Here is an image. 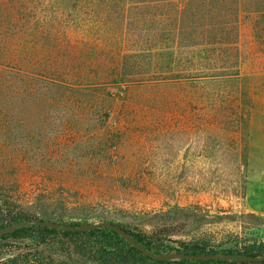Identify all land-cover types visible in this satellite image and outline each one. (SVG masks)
Instances as JSON below:
<instances>
[{
    "label": "rangeland",
    "instance_id": "obj_1",
    "mask_svg": "<svg viewBox=\"0 0 264 264\" xmlns=\"http://www.w3.org/2000/svg\"><path fill=\"white\" fill-rule=\"evenodd\" d=\"M243 18L240 100L183 78L45 96L23 72L25 39L7 37L4 19L0 196L66 225L106 217L169 242L264 241V12Z\"/></svg>",
    "mask_w": 264,
    "mask_h": 264
},
{
    "label": "trees",
    "instance_id": "obj_2",
    "mask_svg": "<svg viewBox=\"0 0 264 264\" xmlns=\"http://www.w3.org/2000/svg\"><path fill=\"white\" fill-rule=\"evenodd\" d=\"M70 1L56 0V8L47 11L42 0H0V29L5 19L7 37L8 31L12 38L23 36L27 52L23 72L38 79L45 96L56 89L107 92L111 85L183 78L211 84L210 92L221 98H245L242 20L250 9L264 12V0H72V6ZM45 12L50 15L44 17ZM64 17L70 18L68 27H75V34L62 29ZM56 57L64 62L54 63ZM38 59L39 64L33 63ZM3 75L0 69V79ZM104 101L100 103L105 106ZM56 218L44 209L38 212L0 196V231L31 220L60 223ZM99 222L113 223L106 217ZM116 225L149 254L103 226L63 231L33 225L0 236V256L20 251L0 264H264V260L155 258L166 254L260 258L264 241L255 238L241 244L237 239L227 248L232 242H169L161 232L148 234Z\"/></svg>",
    "mask_w": 264,
    "mask_h": 264
},
{
    "label": "water",
    "instance_id": "obj_3",
    "mask_svg": "<svg viewBox=\"0 0 264 264\" xmlns=\"http://www.w3.org/2000/svg\"><path fill=\"white\" fill-rule=\"evenodd\" d=\"M33 225L45 226V227L55 228V229L63 230V231H86V230H92V229H95L97 227L103 226V227H106L110 230H113V231L119 233L120 235L125 237L132 245L139 248L143 252L149 254L148 252L145 251V249L140 244H138L136 241H134L128 235V233L125 230H123L118 225L113 224V223H109V222L87 224V225H83L81 227H75V226H70V225L51 222V221L31 220V221L20 222L18 224H14L8 228H5L4 230L0 231V236L5 235L7 233H10L12 231H15L19 228L26 227V226H33ZM19 252L20 251H14V252H11V253H8L5 255H1L0 260H4V259L10 258V257H14ZM173 257H183V258H187V259H191V260H204V259H229V260H246V261H263L264 260V256L260 257V258H258V257L245 258V257H230V256L224 255V254L223 255L222 254L221 255H213V256H187V255H179V254H166V255H161V256L155 257V258L163 260V259H169V258H173Z\"/></svg>",
    "mask_w": 264,
    "mask_h": 264
},
{
    "label": "crops",
    "instance_id": "obj_4",
    "mask_svg": "<svg viewBox=\"0 0 264 264\" xmlns=\"http://www.w3.org/2000/svg\"><path fill=\"white\" fill-rule=\"evenodd\" d=\"M263 210H264V208H263ZM261 233H262V237L264 238V228L261 229Z\"/></svg>",
    "mask_w": 264,
    "mask_h": 264
}]
</instances>
